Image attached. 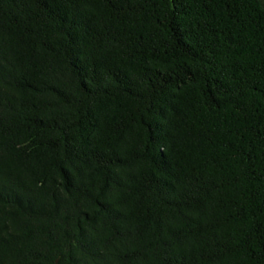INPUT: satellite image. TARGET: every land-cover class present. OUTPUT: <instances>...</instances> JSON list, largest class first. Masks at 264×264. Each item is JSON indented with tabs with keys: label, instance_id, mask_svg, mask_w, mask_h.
<instances>
[{
	"label": "trees",
	"instance_id": "trees-1",
	"mask_svg": "<svg viewBox=\"0 0 264 264\" xmlns=\"http://www.w3.org/2000/svg\"><path fill=\"white\" fill-rule=\"evenodd\" d=\"M0 264H264V0H0Z\"/></svg>",
	"mask_w": 264,
	"mask_h": 264
}]
</instances>
